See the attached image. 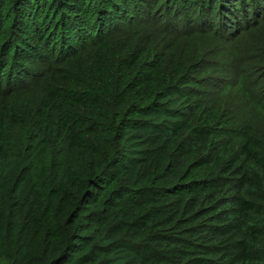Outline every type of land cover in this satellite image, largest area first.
<instances>
[{
	"label": "trees",
	"instance_id": "1",
	"mask_svg": "<svg viewBox=\"0 0 264 264\" xmlns=\"http://www.w3.org/2000/svg\"><path fill=\"white\" fill-rule=\"evenodd\" d=\"M172 1L0 0L2 264H264V0Z\"/></svg>",
	"mask_w": 264,
	"mask_h": 264
},
{
	"label": "rangeland",
	"instance_id": "2",
	"mask_svg": "<svg viewBox=\"0 0 264 264\" xmlns=\"http://www.w3.org/2000/svg\"><path fill=\"white\" fill-rule=\"evenodd\" d=\"M175 1H178V0H173L172 2H175ZM184 1L187 2V3L189 2L188 5L189 4H194L195 5L194 8H197V4H195L196 3L195 0H184ZM162 5H164V2L162 3ZM87 7H89V4L87 5ZM183 10L184 11H189V9H183ZM7 12H9V16L6 18V21L8 22V25H9L11 23L13 17H14V13L11 10H8ZM89 12H91V9H90ZM189 12L193 13V11H191V10ZM38 13H39V16L35 15V18L37 20V24L36 25H38L40 27V29L39 28H37V29L42 31V32H44V33H47L48 30L47 31L44 30L43 22L48 19V24H53L54 18L53 17L49 18L47 14L43 16V14L45 13L43 8H41ZM42 16H43V19H40V18H42ZM89 16H91V15L89 14ZM85 18H87V17L83 16V20ZM81 21H82V18L81 19H77V22H81ZM72 26L73 25H71L69 27L68 31H70V32L71 31H75V29L72 28ZM51 33H52V31L49 32L48 34H51ZM72 36H73V34H72ZM74 37L77 39V36H74ZM73 40L75 41L74 38H73ZM36 42H38V41H36V39L32 43H29V44L26 43V42L24 43L23 41H19V43L18 42L16 43V46L18 47V49L15 48V50H14L13 47L10 48L11 51H10V49H8L9 50V55L8 56L6 55L8 50L4 51L2 49V46H0V79L4 78L5 76H7V74L10 73V72H11V74H13V76L17 75L16 74L17 70L22 68V65H20V64L21 63L22 64H26L27 63L26 62L27 60H25L27 55L32 56L31 55L32 53H36V54L39 53L38 55H48V52L49 53L50 52H52V53L54 52L53 48H56V50H58L59 47H60L59 43H56L54 45L51 44V46L48 48V50H46L45 47H43L41 45H36ZM24 49H26V50L24 51ZM27 72H28V69H27ZM0 264H2V263L0 262Z\"/></svg>",
	"mask_w": 264,
	"mask_h": 264
}]
</instances>
